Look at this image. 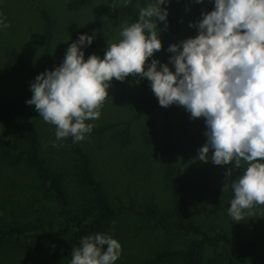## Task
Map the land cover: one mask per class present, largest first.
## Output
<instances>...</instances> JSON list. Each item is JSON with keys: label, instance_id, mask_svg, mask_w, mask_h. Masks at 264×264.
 Returning a JSON list of instances; mask_svg holds the SVG:
<instances>
[{"label": "rangeland", "instance_id": "obj_1", "mask_svg": "<svg viewBox=\"0 0 264 264\" xmlns=\"http://www.w3.org/2000/svg\"><path fill=\"white\" fill-rule=\"evenodd\" d=\"M207 1L168 0L166 5H161L167 8L166 24L157 21L162 47L153 53V57L147 58L146 63L153 58L168 63L171 55L167 51L168 45L190 37L181 30L197 31L194 25L201 18V12L205 11L204 3ZM121 3L122 0H90L85 4L80 0H0V15L6 18L8 25L0 28V73H7L0 82V104L6 101L21 113L13 121H0V129L7 134H18L23 123L21 120L32 121L41 134L43 156L51 166L65 171L72 192L76 191L74 156L62 140L52 135L51 129L55 126L44 122L34 105L26 104V99L32 94L29 83L36 74L46 68L51 70L62 62L68 44L72 43L65 32L71 21L78 22L84 33H94L93 41L101 45L107 47L108 43L118 41L126 22L108 16L102 6ZM146 3L147 0H143L140 8ZM41 8L55 20V37L47 63L43 61L38 45ZM12 51L16 57L11 56ZM84 54L86 59L88 54ZM169 68L174 70L170 63ZM107 91L109 96L100 109L99 118L90 121L94 125L92 132L79 143L89 153L95 174L116 212L109 230L121 244V255L114 264H145L153 254L178 250L190 239V236L164 231L139 213L145 204H153L163 211L171 207V190L163 181L159 161L164 152L177 164L178 180L192 182L186 208L188 218L206 230H225L231 235L241 234L250 238L264 237L263 208L254 206L247 210L245 220L239 222L228 216L227 209L233 197L231 189L222 191L223 208L218 216L209 215L208 187L211 181L222 169H231L230 181L239 169L234 168L231 162L216 165L210 160L194 159L198 155L197 149L206 141L203 117L191 118L180 105L160 106L149 81L137 83V79L131 76L124 81L113 78ZM104 124L113 126L103 133L95 132ZM143 125L149 130L148 144L140 138ZM123 127L128 128L131 136L127 146H120L116 137L117 131ZM57 212V206L43 195L28 168L0 163V226L5 222H15L31 231L57 230L61 225ZM66 241L67 236L59 233L45 240L38 249L1 246L0 264H67L64 257ZM263 260L264 242L248 264H262ZM161 264L179 262L172 257Z\"/></svg>", "mask_w": 264, "mask_h": 264}, {"label": "clouds", "instance_id": "obj_2", "mask_svg": "<svg viewBox=\"0 0 264 264\" xmlns=\"http://www.w3.org/2000/svg\"><path fill=\"white\" fill-rule=\"evenodd\" d=\"M212 2L194 25L196 35L168 45V63L154 58L146 63L162 47L157 21L166 24L167 8L161 5L168 0H147L138 19L122 26L120 39L108 43L102 57L85 59L94 33H80L59 65L35 75L25 102L55 126L57 140L71 137L76 143L92 132L90 121L99 118L113 78H147L160 106L180 105L191 118L203 117L206 141L194 159L231 162L239 169L222 186L233 193L227 214L239 222L247 210L264 205V0ZM7 26L0 15V28ZM120 255L117 239L89 234L73 248L69 264H114Z\"/></svg>", "mask_w": 264, "mask_h": 264}, {"label": "trees", "instance_id": "obj_3", "mask_svg": "<svg viewBox=\"0 0 264 264\" xmlns=\"http://www.w3.org/2000/svg\"><path fill=\"white\" fill-rule=\"evenodd\" d=\"M89 1L80 0V3L85 4ZM142 2L143 0H130L128 4H108L102 6V10L114 19H124L127 25L138 19ZM213 6L212 0L204 3L205 11H210ZM39 19L41 34L38 45L42 51V59L47 63L55 37V20L44 8L39 10ZM174 28L177 26L174 25ZM181 31L190 37L196 35L195 29L191 32ZM65 32L72 42L80 33H84L76 21L69 22ZM106 48L92 40V43L84 48V52L88 55L96 54L102 57ZM11 56L16 57V54L12 51ZM129 76L142 83L148 82L147 78ZM6 77L7 73H0V82ZM18 115L21 116V113L13 104L6 101L0 104L1 122L13 121ZM21 121L23 123L18 134H7L0 129V163L9 167L23 166L32 172L37 187L57 206L61 225L57 230L31 231L23 224L5 222L0 226V247L27 246L31 249H38L45 240L60 233L67 236L64 257L69 264L72 250L79 246L82 237L95 233L110 235L109 226L115 218V209L106 196L101 180L95 174L89 153L79 142L73 143L71 137L61 139L75 160L73 180L76 183V191L72 192L65 171L51 166L47 158L43 156L38 127L30 120ZM112 126L113 124H104L96 128L95 132L103 133ZM51 133L55 136V128L51 129ZM116 137L120 146H127L131 142L127 127L118 130ZM140 138L145 144L150 142L149 130L145 125L141 129ZM159 161L163 181L171 190V207L163 211L153 204H145L139 213L153 220L164 231L190 236V239H187L180 249L157 252L144 263L161 264L172 257L177 259L179 264H248L253 261L264 242V237L250 238L241 234L231 235L225 230H206L197 221L188 218L186 208L192 182L178 180L177 164L172 156L164 152ZM225 173L226 170L222 169L208 187L211 217L218 216L223 208L222 186L229 178V175L226 176ZM258 206L264 209V206Z\"/></svg>", "mask_w": 264, "mask_h": 264}]
</instances>
